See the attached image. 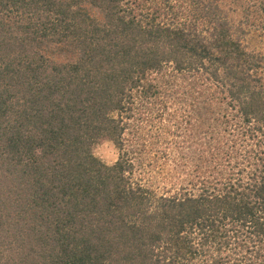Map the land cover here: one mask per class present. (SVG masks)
Returning <instances> with one entry per match:
<instances>
[{
	"label": "trees",
	"instance_id": "1",
	"mask_svg": "<svg viewBox=\"0 0 264 264\" xmlns=\"http://www.w3.org/2000/svg\"><path fill=\"white\" fill-rule=\"evenodd\" d=\"M255 46L264 0H0V264H264Z\"/></svg>",
	"mask_w": 264,
	"mask_h": 264
},
{
	"label": "rangeland",
	"instance_id": "2",
	"mask_svg": "<svg viewBox=\"0 0 264 264\" xmlns=\"http://www.w3.org/2000/svg\"><path fill=\"white\" fill-rule=\"evenodd\" d=\"M255 47L264 49V46H255ZM95 153L109 164L114 163L119 156V151L117 150L115 145L110 141H105L101 144H98L95 147Z\"/></svg>",
	"mask_w": 264,
	"mask_h": 264
}]
</instances>
